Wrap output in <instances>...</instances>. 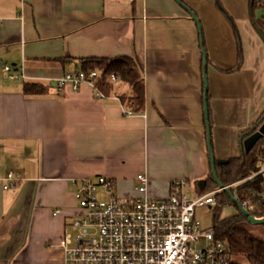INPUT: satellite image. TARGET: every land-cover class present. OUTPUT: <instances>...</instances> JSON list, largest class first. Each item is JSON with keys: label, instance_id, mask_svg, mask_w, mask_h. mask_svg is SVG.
Wrapping results in <instances>:
<instances>
[{"label": "crops", "instance_id": "obj_1", "mask_svg": "<svg viewBox=\"0 0 264 264\" xmlns=\"http://www.w3.org/2000/svg\"><path fill=\"white\" fill-rule=\"evenodd\" d=\"M181 1L203 26L215 155L240 157L242 137L264 115V39L250 19L251 0H221L245 51L234 72L238 39L217 0ZM120 56L144 67L141 113L121 102L131 91L123 82L105 98L89 84L77 91L57 84L81 69L82 59ZM4 63L27 79L5 80ZM26 82L49 92L28 97ZM204 95L201 36L177 0H0V264H65L59 243L84 178L105 176L130 197L146 173L148 194L159 200L175 179L205 181ZM11 171L23 180L5 189Z\"/></svg>", "mask_w": 264, "mask_h": 264}, {"label": "built area", "instance_id": "obj_2", "mask_svg": "<svg viewBox=\"0 0 264 264\" xmlns=\"http://www.w3.org/2000/svg\"><path fill=\"white\" fill-rule=\"evenodd\" d=\"M1 73L7 81L27 79L9 63L1 65ZM98 75L96 70H78L67 73L57 84H70L75 91L84 84L96 89ZM111 79L117 80L114 75ZM258 177L264 179V156L259 158L256 172L232 186ZM22 180V175L11 171L2 183L10 189ZM193 185L189 179H175L169 197L159 200L148 194L146 173L138 175V195L130 197L119 196L116 184L105 176L80 180L75 194L78 210L59 243L65 264H242L216 239L215 229L205 228L197 216L198 209L217 204L223 189L189 192ZM194 186L199 189L198 184ZM70 231L78 233L75 239Z\"/></svg>", "mask_w": 264, "mask_h": 264}, {"label": "trees", "instance_id": "obj_3", "mask_svg": "<svg viewBox=\"0 0 264 264\" xmlns=\"http://www.w3.org/2000/svg\"><path fill=\"white\" fill-rule=\"evenodd\" d=\"M217 4L233 23L238 39L239 62L236 68L231 71H238L243 67L245 61L243 41L232 15L225 9L221 0H217ZM262 8H264V0H251L250 19L254 22L255 28L264 39V19H257V11ZM81 62L82 68L79 70L85 72L96 70L99 72L96 79L97 91L109 97L115 85L119 81L123 82L129 86L131 91L119 95L121 102L133 112L141 113L145 110V71L143 65L136 57L92 58L88 60L82 59ZM112 75L116 76V81L111 79ZM49 89L48 85L36 82H26L23 87L24 94L28 97L43 96L48 94ZM209 110L211 114L210 105ZM263 121L264 115L255 126H261ZM254 127L249 131L253 132ZM262 156H264V137L259 140L249 153L243 150L240 157L228 159L223 164H217L219 180L229 187L231 194L237 198L239 204L232 200L230 193L227 191L217 195L213 224L215 236L217 240L228 246L234 256L244 255L249 264H264V224L252 225L248 217L240 211L239 206L246 207L253 217L264 218V179L258 177L254 181L237 184L235 187L232 185L256 172L258 170V160ZM209 165V174L205 180V186L202 187L198 184L199 189H203L200 191L201 193H206L211 188L213 190L219 188L210 162ZM110 180L115 184L114 180ZM229 206L239 209V214L224 219L222 216L223 211Z\"/></svg>", "mask_w": 264, "mask_h": 264}, {"label": "water", "instance_id": "obj_4", "mask_svg": "<svg viewBox=\"0 0 264 264\" xmlns=\"http://www.w3.org/2000/svg\"><path fill=\"white\" fill-rule=\"evenodd\" d=\"M191 15V17L194 19V21L197 24L198 31L201 36V48L203 52V75H204V84H205V95H204V111H205V117H206V125H207V146H208V152L210 156V164L212 166L213 175L216 179V182L220 189H223V191H227L230 193L232 200L239 204L236 197H234L228 186H225L221 181L219 180L218 171H217V164H223L226 162V160L218 159L215 155L214 147H213V141H212V126L210 121V110H209V99H208V92H209V79H208V64H209V58L207 54V50L205 48V41H204V31L203 26L201 24V21L199 17L196 15V13L191 9L189 6L184 4L181 0H177ZM258 31V30H257ZM259 32V31H258ZM260 33V32H259ZM261 35V33H260ZM264 137V124L260 126H255L253 129V132L249 131L247 132L241 139V146L242 149L249 153L255 145L259 142L260 139ZM200 186H205V181L200 182ZM240 211L248 217L249 222L252 225H262L264 224V218H256L253 217L250 212L242 205L239 206Z\"/></svg>", "mask_w": 264, "mask_h": 264}, {"label": "rangeland", "instance_id": "obj_5", "mask_svg": "<svg viewBox=\"0 0 264 264\" xmlns=\"http://www.w3.org/2000/svg\"><path fill=\"white\" fill-rule=\"evenodd\" d=\"M20 183H21V181L18 182L17 185H19ZM201 190H203V189H197L196 190V186L193 185L191 187V190L189 189V192H191V191H197L199 193ZM211 190H213V189L211 188ZM211 190H208L207 192H209ZM214 207H204V208H200V209L197 210V216L201 220V222L203 223V226L205 228L210 229V228L213 227V224H214V215H215L214 214ZM237 214H239V209H237V208H235L233 206H229V207H226L224 209L222 216L225 219L226 217L234 216V215H237ZM70 233H71V235H72V237L74 239L78 235V233H75L74 231H70ZM234 258L237 261L241 262L242 264H249V262L247 261V258L244 255L234 256Z\"/></svg>", "mask_w": 264, "mask_h": 264}]
</instances>
